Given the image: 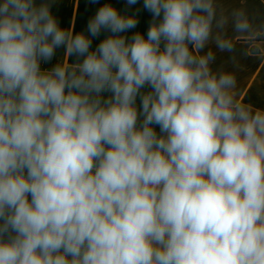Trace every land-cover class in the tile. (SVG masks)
<instances>
[{
    "label": "clouds",
    "instance_id": "clouds-1",
    "mask_svg": "<svg viewBox=\"0 0 264 264\" xmlns=\"http://www.w3.org/2000/svg\"><path fill=\"white\" fill-rule=\"evenodd\" d=\"M86 2L76 31L0 0V264H264V108L213 67L229 17Z\"/></svg>",
    "mask_w": 264,
    "mask_h": 264
},
{
    "label": "crops",
    "instance_id": "crops-1",
    "mask_svg": "<svg viewBox=\"0 0 264 264\" xmlns=\"http://www.w3.org/2000/svg\"><path fill=\"white\" fill-rule=\"evenodd\" d=\"M105 2H111L118 8L124 7L123 0H100V4ZM217 2L220 11L229 17L224 32L232 40L234 50L231 53L217 52L213 67H223L236 74L238 99L241 102L254 108H264V0H217ZM99 6L88 5L86 0H59L53 11L62 26L80 31ZM237 9L246 12L251 24L248 33H238L233 29L231 13ZM149 19L147 12H141L137 30L146 31ZM209 47L215 50L214 44H210Z\"/></svg>",
    "mask_w": 264,
    "mask_h": 264
}]
</instances>
